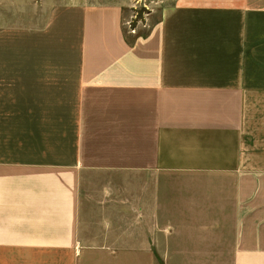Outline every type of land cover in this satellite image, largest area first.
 Masks as SVG:
<instances>
[{
    "label": "crops",
    "instance_id": "1",
    "mask_svg": "<svg viewBox=\"0 0 264 264\" xmlns=\"http://www.w3.org/2000/svg\"><path fill=\"white\" fill-rule=\"evenodd\" d=\"M122 11L0 26V264H264V0Z\"/></svg>",
    "mask_w": 264,
    "mask_h": 264
},
{
    "label": "rangeland",
    "instance_id": "2",
    "mask_svg": "<svg viewBox=\"0 0 264 264\" xmlns=\"http://www.w3.org/2000/svg\"><path fill=\"white\" fill-rule=\"evenodd\" d=\"M75 0H0V26H22L41 21L46 12L59 3ZM85 4H117L122 6V21L128 36L146 34L160 17L162 7L173 0H79ZM172 254H164V264H172ZM182 264V263H175ZM217 264H225L219 262Z\"/></svg>",
    "mask_w": 264,
    "mask_h": 264
}]
</instances>
